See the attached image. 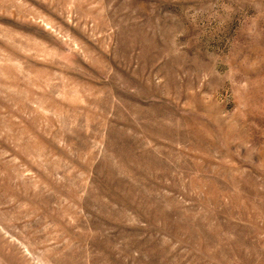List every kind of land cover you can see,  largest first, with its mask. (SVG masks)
<instances>
[{"label":"rangeland","instance_id":"obj_1","mask_svg":"<svg viewBox=\"0 0 264 264\" xmlns=\"http://www.w3.org/2000/svg\"><path fill=\"white\" fill-rule=\"evenodd\" d=\"M0 264H264V0H0Z\"/></svg>","mask_w":264,"mask_h":264}]
</instances>
